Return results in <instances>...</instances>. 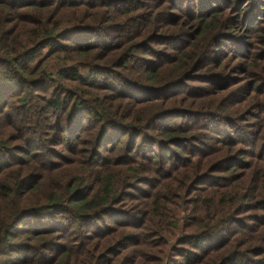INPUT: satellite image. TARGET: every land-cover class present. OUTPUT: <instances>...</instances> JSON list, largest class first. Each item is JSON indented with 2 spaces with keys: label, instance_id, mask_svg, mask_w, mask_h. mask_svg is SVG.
<instances>
[{
  "label": "trees",
  "instance_id": "obj_1",
  "mask_svg": "<svg viewBox=\"0 0 264 264\" xmlns=\"http://www.w3.org/2000/svg\"><path fill=\"white\" fill-rule=\"evenodd\" d=\"M0 264H264V0H0Z\"/></svg>",
  "mask_w": 264,
  "mask_h": 264
}]
</instances>
